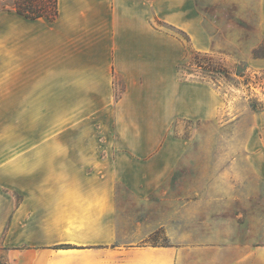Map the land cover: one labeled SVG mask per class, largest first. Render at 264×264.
<instances>
[{"label":"crops","instance_id":"obj_1","mask_svg":"<svg viewBox=\"0 0 264 264\" xmlns=\"http://www.w3.org/2000/svg\"><path fill=\"white\" fill-rule=\"evenodd\" d=\"M57 7L54 21L0 12L6 264H175L170 247L121 243V187L143 198L165 183L184 150L170 136L176 121L223 118L228 101L219 89L179 78L191 49L235 53L247 69L264 71V57L253 55L264 41V0ZM244 134L250 168L264 179V109L249 115Z\"/></svg>","mask_w":264,"mask_h":264},{"label":"rangeland","instance_id":"obj_2","mask_svg":"<svg viewBox=\"0 0 264 264\" xmlns=\"http://www.w3.org/2000/svg\"><path fill=\"white\" fill-rule=\"evenodd\" d=\"M253 55L264 57V41ZM224 56L206 54L202 68L193 62L178 73L219 89L228 101L223 118L176 121L170 136L184 150L165 183L143 198L121 187V243L170 247L175 264H264V179L250 168L244 134L249 115L264 109V71L247 69L235 53Z\"/></svg>","mask_w":264,"mask_h":264},{"label":"trees","instance_id":"obj_3","mask_svg":"<svg viewBox=\"0 0 264 264\" xmlns=\"http://www.w3.org/2000/svg\"><path fill=\"white\" fill-rule=\"evenodd\" d=\"M0 12L13 11L18 15L35 20L38 18H45L49 21H54L58 16L57 0H1ZM183 39L188 43V38L185 34L180 33ZM206 56V54L190 50L189 58L186 62L178 66V73H182L184 68L192 66L194 62L197 68H202L199 64V58ZM209 58V57H208ZM210 62L212 58L210 57ZM213 63V62H212ZM208 70L216 73V68L211 65L208 66Z\"/></svg>","mask_w":264,"mask_h":264}]
</instances>
